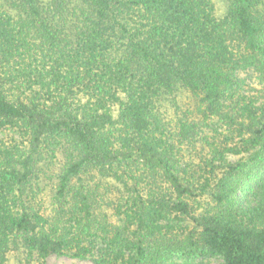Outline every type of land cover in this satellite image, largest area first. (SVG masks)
I'll return each instance as SVG.
<instances>
[{"label":"trees","instance_id":"trees-1","mask_svg":"<svg viewBox=\"0 0 264 264\" xmlns=\"http://www.w3.org/2000/svg\"><path fill=\"white\" fill-rule=\"evenodd\" d=\"M7 1L36 36L29 39L0 11V131L16 129L28 148L15 160L18 168L0 164V264L18 247L40 264L52 255H90L97 235L93 201L82 186L71 191L70 180L88 169L122 180L120 164L157 174L173 194L143 197L133 190L123 225L106 232L108 249L129 252L121 264H157V223L170 217L187 218L198 229L190 252L218 257V264H264V179L256 182L254 203L242 204L231 196L234 189L226 191L228 171L212 210L195 214L196 187L179 175L153 112L157 98L181 86L199 97L203 118L216 117L243 136L247 160L225 168L264 171V102L222 105L237 70L254 68L264 77V0H231L222 19L214 17L211 0H85L93 18L75 46L51 16L53 3ZM123 12L134 17L129 31L115 19ZM115 28L128 35L119 58L107 51L118 38ZM197 132L198 123L184 117L176 140L189 142ZM57 139L75 151L55 193L57 215L51 220L34 208L16 210L14 187L29 180L42 144ZM1 154L11 159L9 150ZM94 262L118 264L106 255Z\"/></svg>","mask_w":264,"mask_h":264},{"label":"rangeland","instance_id":"rangeland-1","mask_svg":"<svg viewBox=\"0 0 264 264\" xmlns=\"http://www.w3.org/2000/svg\"><path fill=\"white\" fill-rule=\"evenodd\" d=\"M39 2L43 6L54 4L51 16L58 20L60 30L75 46L87 20L93 18L92 10L86 1L39 0ZM211 2L214 17L222 19L229 9L231 0H211ZM0 11L9 14L14 26L26 32L29 39L32 40L36 36L29 25V19L7 0H0ZM115 19L126 25L129 31L134 17L123 12ZM114 33L118 38L111 40L112 46L110 45L111 48L107 51L111 52V57L119 58L125 51V38L128 35L121 32L119 28H115ZM234 77L236 83L231 91L227 90L224 93L223 107L229 106L233 99H238L240 104L246 102L258 105L264 102V77L258 70L240 69L235 72ZM116 108H112L114 116L117 114ZM201 111L199 97L181 86H178L172 94L161 95L153 105V112L160 121L164 139L171 146L179 175L196 187V197L190 199L193 212L200 214L212 210L215 205L214 196L218 191L217 185L228 171L229 183L226 191L234 189L235 192L231 193L234 199L242 204H253L256 199V188L259 187L256 182L264 179V171L260 173L247 165L242 166V169L235 167V170L225 168V164L236 166L247 160V153L240 151L243 136L238 135L234 127L216 117L203 118ZM184 117L198 123V132L191 141L179 143L176 140V128L179 119ZM0 149L9 150L11 158L1 154L0 164L17 168L15 160L28 151L26 139L22 138L16 129L0 131ZM74 152L71 145L60 139L47 140L43 143L40 153L35 156L31 165L32 174L29 180L26 184L13 189L12 200L16 210L20 206L26 209L34 208L52 220V217L58 213L55 193L60 176L68 166L71 154L73 155ZM220 156L223 159H220ZM117 172L122 176V180L110 173H101L97 169L84 170L78 177L70 180L71 191L75 187L82 186L93 201L95 221H93L92 231L97 235L93 238L90 255L85 258L52 255L47 258L46 264H96L94 260L100 255L114 258L118 264H121L126 258L129 254L127 250L108 249L106 232L112 228L111 226L123 225L124 212L128 209L130 198L135 195V191L143 197H147L149 192L161 195L171 192L157 174H151L135 164H130L128 167L120 164ZM71 191L66 200L68 204ZM71 224L74 223L71 222ZM157 224L160 226L155 239L159 245L155 251L160 253L157 264H218L221 262L218 257L190 252L192 248L190 241L195 239L198 231L191 220L187 218L175 220L170 217ZM4 264H40V262L34 256L29 257L21 247H18L7 252Z\"/></svg>","mask_w":264,"mask_h":264}]
</instances>
